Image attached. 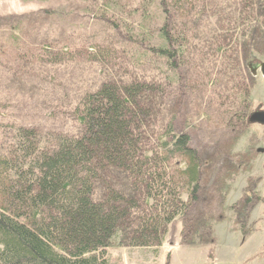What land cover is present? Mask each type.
<instances>
[{
    "label": "rangeland",
    "instance_id": "obj_1",
    "mask_svg": "<svg viewBox=\"0 0 264 264\" xmlns=\"http://www.w3.org/2000/svg\"><path fill=\"white\" fill-rule=\"evenodd\" d=\"M146 1L117 0V18L107 15L105 0H0V150L17 125L38 129L50 144L78 134L75 107L114 71L123 80L132 75L164 83L157 61L131 57V34L138 32ZM151 4L156 11V0ZM206 15L198 30L189 29L195 36L189 77L196 80L181 105L193 116L189 132L206 156L203 192L186 229L174 220L158 249L131 248L115 236L107 250L110 264H264V125L247 122L264 110V76L253 73L254 63L264 62V0H210ZM158 23L153 19V26ZM216 40L223 41L221 50L210 46ZM99 43L117 51L110 70L90 58ZM204 43L209 45L198 51ZM42 49L65 56L53 63ZM242 89L249 106L237 120V106L222 103ZM169 108L167 103L149 134H159Z\"/></svg>",
    "mask_w": 264,
    "mask_h": 264
},
{
    "label": "trees",
    "instance_id": "obj_2",
    "mask_svg": "<svg viewBox=\"0 0 264 264\" xmlns=\"http://www.w3.org/2000/svg\"><path fill=\"white\" fill-rule=\"evenodd\" d=\"M151 1L144 3L138 32L130 33L131 57L157 61L164 83L112 72L75 107L78 134L60 135L55 144L44 143L36 128L12 127L0 150V264H110L115 236L131 248L158 249L174 220L186 229L203 192L206 156L189 132L193 116L181 105L196 80L189 77L191 33L207 19L210 0H156V11ZM117 7V0H105L107 15L119 18ZM112 24L119 29L115 18ZM210 46L221 50L223 41ZM41 52L53 63L65 56ZM90 58L110 70L118 56L99 43ZM248 96L242 89L222 104L236 105L238 120ZM167 103L172 108L162 130L149 134Z\"/></svg>",
    "mask_w": 264,
    "mask_h": 264
},
{
    "label": "water",
    "instance_id": "obj_3",
    "mask_svg": "<svg viewBox=\"0 0 264 264\" xmlns=\"http://www.w3.org/2000/svg\"><path fill=\"white\" fill-rule=\"evenodd\" d=\"M260 67L261 74L264 76V62L259 64V66L253 67V73L257 72V68ZM248 121L251 123H258L264 125V110H257L249 115Z\"/></svg>",
    "mask_w": 264,
    "mask_h": 264
},
{
    "label": "flooded vegetation",
    "instance_id": "obj_4",
    "mask_svg": "<svg viewBox=\"0 0 264 264\" xmlns=\"http://www.w3.org/2000/svg\"><path fill=\"white\" fill-rule=\"evenodd\" d=\"M261 63H262V62H260V63H254L255 65H253V66H254V67H255V66H257V67H258V66H259V64H261ZM257 71H260V72H261V70H260V67H259V68H257Z\"/></svg>",
    "mask_w": 264,
    "mask_h": 264
}]
</instances>
